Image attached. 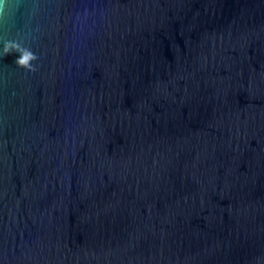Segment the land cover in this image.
I'll list each match as a JSON object with an SVG mask.
<instances>
[{
	"label": "water",
	"instance_id": "95a60500",
	"mask_svg": "<svg viewBox=\"0 0 264 264\" xmlns=\"http://www.w3.org/2000/svg\"><path fill=\"white\" fill-rule=\"evenodd\" d=\"M0 264H264V0H7Z\"/></svg>",
	"mask_w": 264,
	"mask_h": 264
},
{
	"label": "clouds",
	"instance_id": "9594fccd",
	"mask_svg": "<svg viewBox=\"0 0 264 264\" xmlns=\"http://www.w3.org/2000/svg\"><path fill=\"white\" fill-rule=\"evenodd\" d=\"M7 6V0H0V14H2ZM13 53L18 54L15 63L19 68L24 69L26 72L35 73L38 68L34 66V62L38 61L39 57L33 51L23 46L19 41L8 40L4 42L2 55L8 56Z\"/></svg>",
	"mask_w": 264,
	"mask_h": 264
}]
</instances>
